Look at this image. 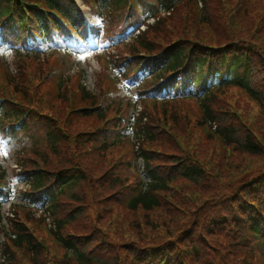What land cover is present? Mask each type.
Instances as JSON below:
<instances>
[{"label":"trees","instance_id":"trees-1","mask_svg":"<svg viewBox=\"0 0 264 264\" xmlns=\"http://www.w3.org/2000/svg\"><path fill=\"white\" fill-rule=\"evenodd\" d=\"M47 1L49 2V7H58L65 9L63 11L66 15H68L74 22H78L79 24L84 26L80 13L77 11L74 4H72L69 0ZM182 2V0H163L162 10L154 11L153 13V16L157 18V25L155 26L156 28L153 26H149L147 32H144L145 34L143 33L141 34V36H139L138 41L142 44L148 43L144 45L153 47V42H151L152 40L149 41V35L152 32H155L157 35L162 34V31H164L166 25L165 15L174 11L177 7H179L180 4L181 7H183L184 4ZM263 2L264 0H249L246 5H243V0L241 2H238L237 10H235V12L231 14L233 26H235L236 18L244 19L246 17L247 22L249 21L252 27L244 28L243 30L236 29L229 36L231 39L233 38L234 41L248 40L254 42L255 32L258 33L259 43L257 44L259 45L261 56L259 55L251 58L249 70L247 71L244 78H242L240 74L242 60L240 59V56L234 57L232 73L229 77L230 80L224 82L220 78L218 81L219 83L215 86V88L203 97V120L199 119L197 122L198 128H200L198 129V131H200V133L202 123L204 125L210 124L211 133L212 128L216 126L215 129H213L214 133H219L224 138V143L226 146H234L235 150L240 154V156H246L252 159L264 156V144L262 145L257 143V141L250 133L244 132L237 124L235 119H233L231 113H228V110H230L229 107L226 110V104L217 102L216 98L219 99L223 91L228 92L232 86L238 85L245 88L247 90V93H249L253 99L262 102V104L264 102V14L260 15L258 23H256L255 21V16L249 14L250 10H254L257 6H260L261 9H264ZM204 5V17L206 18L205 20L211 24L212 28L210 34H206V37L209 38L210 43L221 45L223 44L221 42L222 36L214 28V21H216V19H219L221 15V0H205ZM125 6L126 0H109L106 3H103V8L111 9V11H117L119 9L122 11L124 10ZM10 11L11 0H7V3L0 9V22L5 16H7V14L10 13ZM176 11L177 10H175V12ZM162 12L163 15H161ZM233 16L235 17V19H233ZM201 27L205 26L202 25ZM172 35L173 33H170V30L165 34V36L168 38L172 37ZM213 35H215L214 41L217 39L220 44H218L217 42H213ZM153 40L156 41L155 39ZM130 48L131 47H128L127 50H129ZM132 49L135 51L134 46H132ZM10 50L11 56H14L17 65L19 66L21 62H23V55L25 53L14 49V47ZM186 57V47H182L181 49L177 50L169 58L165 69L160 70V73L158 74V77H156V79L160 76H164L166 73H169V71L177 69L183 64V61ZM204 65L205 61L203 60L200 62L201 68H204ZM19 69H21V66L19 67ZM20 75L23 76V78L25 77L24 73L22 72H20ZM14 76L15 75L13 71H11L10 77H13V79L15 80L16 77ZM153 79L154 80H149V83L155 82V77ZM18 85L24 90V92L28 90V86L25 81L23 83H19ZM83 93L85 95V99H91L92 103L95 102V99H93L90 92H88L86 89H83ZM66 98L67 97H64L63 99ZM67 109L68 105L67 107H65L66 112ZM255 109H257L258 112L259 109L261 110V113L262 111L264 112V104L262 106H258L255 104ZM15 113L16 111L10 107L1 110L0 127L7 121L15 120V118L17 117ZM168 113L169 115L165 116H151V113L149 117V114H146L144 108L137 117L141 125L137 133V137L138 139L147 137L150 143L153 144V142L158 141L157 132L158 130H160L159 124H161L163 127H170V123H173V127H170L173 136L161 131L159 139L163 143V148L166 151L164 153L165 157H168V155L170 154L179 156L183 153L181 148L179 147V143L182 141V139L180 138L184 137V135L186 134V130L184 128L181 114H178L177 112ZM87 119H89L88 122L92 121L90 115L87 116ZM70 123L77 132L87 130L82 129V127L78 125L79 122L72 120V118H70ZM200 133H195V131H193V136L197 135L201 137ZM212 134L209 135L208 139H210L211 141L214 140L217 144H219V141L215 139ZM219 146L221 147L220 144ZM196 147L199 149L207 150V148L202 147L201 145H196ZM76 149L80 150L81 147L77 148L72 146L67 138L63 137L60 132L54 130L52 131L51 139L47 141L46 147L42 145L41 142H35L31 145L30 149H24L22 154L18 153L20 156H22V159H27V156H30L27 155L29 151L35 154L34 157L32 156L35 159V161L33 160L34 162L31 158H28L32 161V165L25 160L23 161L22 159L19 161L20 166L22 167L19 175L21 176V181L26 180L28 187L26 192L29 195L27 196V203H29V205H32L36 201V197L33 192L38 189L44 188L52 181L51 174L33 172L30 175V167H32V169H37L39 167V159L41 158L47 163V166L55 167L56 164H54V162H52L53 160H51L52 156L49 157L50 153L58 159V162L61 165H63V162L65 161L69 164H73L76 162V160L74 159L72 153ZM48 150H51L53 152H49ZM213 150L216 152V154L218 151H220L219 149H217V147H213ZM80 154L82 155V153ZM88 157L90 158V160L83 159V162L86 164L89 170L93 172V168H91L89 165V161H92V156L89 155ZM224 157L225 155H222L221 158ZM147 161L152 164L154 158L149 155ZM91 163L94 164L93 161ZM173 163H179L180 170L176 177L172 176V179L171 177L167 178L165 174L164 178L168 181L169 184V186H167V183L163 181V178L160 175L154 174L156 173V171H154L151 164L147 162V171L152 179L146 186L145 190L137 198H135V200L131 204L128 205V209L134 214L133 222H129L128 225L131 226L132 231L137 234L138 239H141L146 234V231H151L153 235L158 234L160 231L158 230L157 225L161 223L160 225L165 224L167 227L168 221H173L172 216L175 212H178L180 216L187 217L188 219L195 218L194 215L197 210L192 211L191 208L194 207L196 202L194 198L187 197L188 194H192V189L187 186L196 185L200 187L203 186L208 180L210 182H212L213 180L210 175L205 173V165L200 166L191 162H182V159H175ZM94 168H96V166ZM257 169H261V172H258L255 175L256 177L258 176L257 178L254 177L251 180L243 179L247 173L254 172ZM159 173L161 174V171H159ZM230 173L233 176L240 175L238 179H243L240 182L241 184L246 182L248 183L247 187H249L250 189H255V191L257 192H264V163L251 169L245 174H241V171L236 168L232 169ZM218 178L219 180H225V182L227 181V177L223 176L222 174H218ZM86 181L87 176L83 173L69 175L64 180L63 187L65 188L60 197L44 202V205L46 206L44 215L47 214L52 218V223L55 227L56 233L63 241V245L59 247V249L55 251V253L51 254L49 259L44 258V255L42 254L44 250L39 246L36 238L31 234L30 231H28V229L23 224L19 222L20 214L17 209L13 208L11 213L14 214L13 217L6 216L5 212L2 210V207H0V236L3 235L5 238H9L11 242V244L9 245L7 241L4 240L2 244H0L3 250L2 253L5 255L4 261H1L2 259L0 258V264H18V253H20L23 249H28V252L31 253V264H47L49 262L53 264H68L67 259L69 251L74 252V258L77 264H122V258H120L119 248H117L118 244L116 242L117 240L120 241V239L117 235L113 234L112 237L108 236L106 233H100V235L96 237L97 239L92 244L91 242L89 243L83 241L84 236L82 235L91 232V230H93V227L95 226L94 222H92L90 218L85 217L84 208H81L84 207V203H86V199L88 196ZM157 191H160L159 195L156 193ZM162 191L164 193H166V191L168 193H171L173 200H166V196L162 194ZM158 210L160 211L156 212ZM163 210H165V213L161 215L160 212H162ZM241 212H244L242 208ZM35 214V212H31L29 215L34 216ZM191 221L194 226L200 225L198 219L196 218L195 220H189L190 224ZM124 224H126V222L122 220L116 222V225L119 227L123 226ZM69 227L71 228L68 229ZM189 227L183 230L182 235L178 236L175 240L168 239L164 242H159L158 240H153V236H145L144 240L139 241L143 245V247H136V244H134L135 242H131L133 246L126 247L127 251L134 253V255L140 259V264H167L170 259L169 256L167 254L165 255V252L163 251L172 249V260H170L171 263L168 264H179L178 261H176V257H174V248L175 245L180 244V242L182 244H185L184 238L188 236ZM104 228L105 230H108V228ZM199 230L203 233V238L209 237L210 239V234H213L207 229L205 225H200ZM202 241H205V243H209V241L205 239H202ZM101 242L105 243V246L103 248H101L99 245ZM125 244L127 245L129 243ZM12 246L18 248L19 252H14ZM183 250H185V248H183ZM245 257V253H238L233 256V258L237 259V262L241 261L243 264H245V262L242 260ZM126 264H133L129 254L126 258Z\"/></svg>","mask_w":264,"mask_h":264},{"label":"rangeland","instance_id":"rangeland-1","mask_svg":"<svg viewBox=\"0 0 264 264\" xmlns=\"http://www.w3.org/2000/svg\"><path fill=\"white\" fill-rule=\"evenodd\" d=\"M242 0H221V15L219 19L214 21V28L219 32L222 36V43L228 44L230 41H234V39L229 36L236 29L243 30L244 28L252 27L251 23L248 21L246 17L236 18L235 26H233L230 21V15L237 10L238 2ZM263 1V0H261ZM249 0H243V5H246ZM264 5V2H263ZM250 15L255 16L256 23L259 22L260 15L264 14V9H261L260 6H257L254 10H250ZM188 16V10H181L174 13L173 18L165 25L164 31L162 34H156L152 32L149 37L158 41H165V43L177 40L179 38H185L187 42H195L200 41L203 43H210L209 38L206 37V34H210L208 28L200 27L195 29V26L191 27L190 20L186 18ZM242 16V15H240ZM233 19L235 17L233 16ZM118 20V19H117ZM169 20V19H168ZM99 21V20H98ZM100 23V22H99ZM119 26V22L116 24V27ZM170 30V33H173L172 37H166L165 34ZM181 32V33H179ZM213 42H220L215 39V35L212 36ZM219 38V36H218ZM255 41L253 44L259 48V34L255 32L254 35ZM243 42H252V41H243ZM9 57V56H8ZM5 58V57H4ZM10 63L9 69H12L15 66L16 61L12 58H6ZM81 65L88 70V75L85 77V81L87 82L89 89L94 88V80L91 78V68L98 67V62L92 58V54L88 55L85 58L80 59ZM77 70H75L76 72ZM48 93L52 89V86L49 85ZM47 93V91H46ZM217 99V102L222 104H226L229 112H231V116L240 126V128L246 132L253 134L256 139L261 140L264 143V113L259 112L255 109V103L250 101L247 97H245L242 93H240L236 89H229L228 92H222L221 96ZM235 112V113H234ZM181 115L184 124V128L186 130V134L182 139L181 150L186 149L185 153L193 156L194 159L200 160L205 167L207 168L209 175L213 179L212 182L209 180L203 186L192 185V194H188L187 197H192L195 199L196 204L191 208L192 211L197 210L194 217L200 218L205 217L207 215H215L221 214V217L228 216L230 219L236 218L237 209L231 203L233 200L231 197V193L235 190H241L245 187L240 182L243 179L251 180L256 177L255 175L258 172H261V169H257L254 172L247 173L251 169L259 166L264 163V156L260 158H249L246 156H240L235 149H231V153L228 152L227 149H223L217 144L214 140H210L207 138L206 134L203 132L201 128V133L198 131V120H199V108L195 104L187 103L181 107ZM92 119V118H91ZM89 119L81 120L78 125L82 127V129H92L97 123L92 119L91 122H88ZM193 131L200 133V136H193ZM243 133V132H242ZM196 145H201L202 147L207 148V150L199 149ZM213 147L219 149L220 151L216 152L213 150ZM196 148V150H195ZM123 148L117 149L115 152L122 153L124 151ZM222 155H225L224 158H221ZM0 165L1 167L6 169V176L10 179L12 171L16 168V164H14V158L12 157V153H9L7 147L0 143ZM95 167V166H93ZM239 169L241 174L247 173L243 179H238L240 175L233 176L230 172L232 169ZM218 170V173H217ZM218 174H222L226 176L225 180H219ZM250 176V178H249ZM260 176V175H259ZM258 177V176H257ZM256 177V178H257ZM13 179H17L16 177H12ZM11 180V179H10ZM13 184V188L20 190L22 188V184H15L14 181H11ZM224 182V183H223ZM211 183V184H210ZM200 196V197H199ZM102 197H107L105 193L102 194ZM199 197V198H198ZM241 197V196H239ZM198 198V200H197ZM100 212L101 217L99 218L97 228H100L102 233H106L108 236H112L113 234L117 235L120 241H116L118 246L117 248L123 250L125 248V243L135 242L136 247H143V245L139 242L140 240H144L145 236L152 237L153 240H158L159 242H164L168 239L175 240L178 236L182 235V231L190 226L189 220L187 217H182L175 212L173 214V221H168L167 227H161V223L158 224V230L160 231L158 234L153 235L151 231H146V234L141 238H137V234L132 231L131 226L128 225L129 222H133L134 214L129 211H124L120 207L116 206L113 202H100ZM8 207V204L5 208ZM110 209V210H109ZM109 210V211H108ZM220 218V217H219ZM124 221L126 224L123 226H117L116 222ZM211 221V220H210ZM207 223V222H206ZM108 230H105V228ZM198 228V227H197ZM183 244H178V251L183 253V257L187 255L188 251L182 250ZM190 258H188L189 260ZM193 264V262H191Z\"/></svg>","mask_w":264,"mask_h":264}]
</instances>
